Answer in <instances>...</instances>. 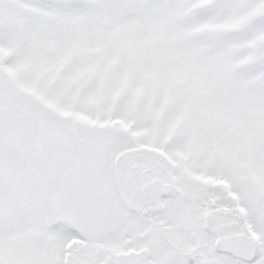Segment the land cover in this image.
I'll use <instances>...</instances> for the list:
<instances>
[{
  "label": "snow or ice",
  "instance_id": "snow-or-ice-1",
  "mask_svg": "<svg viewBox=\"0 0 264 264\" xmlns=\"http://www.w3.org/2000/svg\"><path fill=\"white\" fill-rule=\"evenodd\" d=\"M0 264H264V0H0Z\"/></svg>",
  "mask_w": 264,
  "mask_h": 264
}]
</instances>
